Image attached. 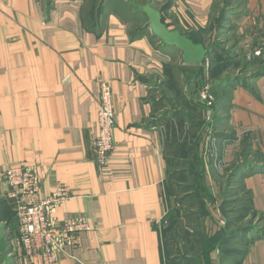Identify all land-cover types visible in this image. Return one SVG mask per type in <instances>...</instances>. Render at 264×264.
Here are the masks:
<instances>
[{"label": "crops", "instance_id": "1", "mask_svg": "<svg viewBox=\"0 0 264 264\" xmlns=\"http://www.w3.org/2000/svg\"><path fill=\"white\" fill-rule=\"evenodd\" d=\"M215 2L0 0V264H42L23 257L13 237L16 197L3 174L14 165L35 169L41 197L65 187L68 197L51 213L56 221L87 223L59 264H182L163 238L182 216L175 194L166 196V132L171 124L185 127L190 111L165 104L156 112L152 96L156 84L178 78L193 82V92L209 86L215 97L196 144L200 185L194 192L190 181L178 182L188 187L189 215L199 217L183 229L191 240L198 225L212 243L203 245L202 264H264V66L248 61L243 45L251 35L264 39V0H223L217 21ZM145 3L168 28L204 44L205 61L186 63L182 51L159 42ZM102 80L115 112V144L103 167L92 149ZM191 89L172 90L193 105ZM230 184L251 208L223 232Z\"/></svg>", "mask_w": 264, "mask_h": 264}, {"label": "built area", "instance_id": "2", "mask_svg": "<svg viewBox=\"0 0 264 264\" xmlns=\"http://www.w3.org/2000/svg\"><path fill=\"white\" fill-rule=\"evenodd\" d=\"M264 28V13L260 16ZM248 61L260 60L264 66V39L251 35L243 43ZM203 105L205 121L213 118L215 97L209 86L205 85L198 95ZM97 113V135L92 141L95 162L103 167L108 163L114 147L115 112L113 109L112 90L108 81L99 82ZM4 180L13 188L12 196L16 197L15 218L18 236L15 238L23 257H39L42 264H59L63 256L71 257L69 248L79 243V234L87 228V223L80 217H68L56 221L52 216L53 209L68 197L63 185L46 197L39 195V179L33 167L14 165L8 167ZM225 221L220 219L219 226Z\"/></svg>", "mask_w": 264, "mask_h": 264}, {"label": "rangeland", "instance_id": "3", "mask_svg": "<svg viewBox=\"0 0 264 264\" xmlns=\"http://www.w3.org/2000/svg\"><path fill=\"white\" fill-rule=\"evenodd\" d=\"M223 0H216L213 9L211 18L214 21H217L220 16L221 12V4ZM218 61L220 62V56H218ZM179 68H182L181 65H178ZM166 69H172V67H168ZM176 83V84H175ZM186 78H178L175 81H170L169 85L168 83L165 85L164 82L160 84H156V92L152 95L155 98H159V101L164 102L169 107H180L183 108L186 106V102L183 100L182 95L179 91H173V87L175 85L180 84V86H184L187 84L188 86L192 87L191 89V97L195 103V92L197 93V97L199 95V91L205 86L199 83L197 88L194 91V84H190ZM190 84V85H189ZM187 101V99H186ZM159 114V113H158ZM196 114L198 115V118H202L203 114L202 111L198 108ZM198 156V155H197ZM199 158V157H198ZM188 160H177L175 164L172 165L171 170L173 171L169 175V182L172 183L173 191L175 194L174 200L180 201L181 206L178 214L182 215L179 216L180 220L175 222V227L170 229L167 233L168 238L170 239L169 244L171 245L170 248L174 251L173 255L177 258H183L182 264H202L204 262L205 257V247L198 243L200 237H202V228H200L198 225L196 229H194L191 233L193 236V239H189L187 237V230L185 228L183 229V223L189 224V223H196L198 222L199 217L197 215L191 214L189 215V208H190V201L188 198L187 200L183 201L182 197H184L185 193V187L183 185H179L178 182L181 181L183 183L191 182V190L195 192V189H197V177L199 173L197 171L200 169L199 162L197 160V157L195 156L194 152H191L188 155ZM195 162V165L193 162ZM190 163V164H189ZM181 171V172H179ZM186 171V172H185ZM190 172V175H189ZM194 174H191V173ZM188 190V189H187ZM233 195L239 196L241 199H244L243 191L240 190V188L235 189V191L232 193ZM182 199V201H181ZM195 207V205H193ZM182 218V219H181ZM256 222L258 221L257 218H255ZM259 223V222H258ZM182 228V229H181ZM181 229V230H180ZM193 246L195 248L193 249ZM166 249H168V245H165ZM192 248V249H191ZM198 249V250H196Z\"/></svg>", "mask_w": 264, "mask_h": 264}, {"label": "trees", "instance_id": "4", "mask_svg": "<svg viewBox=\"0 0 264 264\" xmlns=\"http://www.w3.org/2000/svg\"><path fill=\"white\" fill-rule=\"evenodd\" d=\"M215 4V3H214ZM85 20L82 18V23H84ZM189 38H192L191 36H188ZM156 39L161 42L160 39H158L156 37ZM192 40L196 43H198V40H195L192 38ZM207 54H209V50L207 51ZM205 59L202 61L204 62ZM264 70V69H263ZM170 71V70H167ZM170 80H172L170 78ZM169 85V83H168ZM157 108H155L154 111L158 112V110L161 109V106H165V103L162 101L158 100L157 103ZM186 106L189 108L190 114L187 115V124L184 127L182 122L180 124H171L167 127V134H166V144L169 145L168 151L170 153V157L166 158L167 161V165H168V178L169 175L173 172L171 170V167L173 164L176 163L177 160H183V161H190L188 159V155L191 152H194L195 156L197 157V160L199 162V166H201V160H200V156L198 154V150L196 149V144H197V140H198V136H199V132L202 130L203 128V120L202 118H198V115L196 114L197 109H203V105L198 101L193 103V105H189V103L186 104ZM169 113V112H166ZM161 114V115H160ZM158 117H162L163 115L166 116L165 112H161ZM183 121V120H182ZM185 128V129H184ZM176 132H178V137H176ZM198 155V156H197ZM199 157V158H198ZM193 162V161H192ZM190 164V163H189ZM193 164L195 165V162H193ZM240 168V167H239ZM181 172V171H179ZM186 172V171H185ZM197 173H199L198 175V179H197V185H200L201 182V173L198 170ZM191 174H194L193 172ZM190 175V172H189ZM230 184L228 187L226 186L225 189L227 190L226 193L229 194L228 196H231L230 199L226 200L225 205H224V213H225V208L227 209L226 214H225V225L220 229L221 231L223 230V232L225 231V229H227L231 224H233L234 222H240L242 220V218H244L248 212L250 211V203L249 200L246 196L245 193H243L244 195V199H241L239 196L237 195H233L232 193L235 191V189H237V187H232L231 188ZM186 189H188V187H186ZM198 192V190H197ZM167 193L169 195H172L174 193L173 191V187L170 185L167 188ZM227 197V196H226ZM15 217V214H14ZM16 219V218H15ZM18 236V232L17 229L15 228V232L13 233V237L16 238ZM163 238L165 240V243L168 245V248L171 247V245L169 244L170 239L167 236V233L163 234ZM199 240H203V241H199L198 243H201L202 245H212V243L206 239L204 236L200 237ZM195 248V246H193V249ZM192 249V248H191ZM177 258V257H174ZM182 261L183 258H181Z\"/></svg>", "mask_w": 264, "mask_h": 264}, {"label": "water", "instance_id": "5", "mask_svg": "<svg viewBox=\"0 0 264 264\" xmlns=\"http://www.w3.org/2000/svg\"><path fill=\"white\" fill-rule=\"evenodd\" d=\"M148 17V25L154 36L165 45L172 46L182 51V59L186 63H200L206 55L208 49L202 43H196L187 35L177 29H170L162 21L161 13L157 9L145 3L141 7Z\"/></svg>", "mask_w": 264, "mask_h": 264}]
</instances>
